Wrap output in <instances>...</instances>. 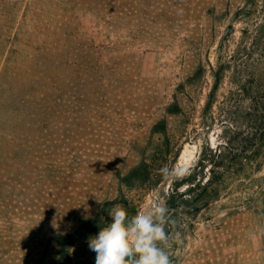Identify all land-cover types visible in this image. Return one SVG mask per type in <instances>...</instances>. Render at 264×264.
<instances>
[{
    "label": "rangeland",
    "instance_id": "rangeland-1",
    "mask_svg": "<svg viewBox=\"0 0 264 264\" xmlns=\"http://www.w3.org/2000/svg\"><path fill=\"white\" fill-rule=\"evenodd\" d=\"M11 71L36 77L42 106L0 136V264H95L82 224L121 192L166 205L225 131L249 130L264 0H0V79ZM142 163L157 174L127 189ZM179 224L172 264H264V165Z\"/></svg>",
    "mask_w": 264,
    "mask_h": 264
},
{
    "label": "trees",
    "instance_id": "trees-1",
    "mask_svg": "<svg viewBox=\"0 0 264 264\" xmlns=\"http://www.w3.org/2000/svg\"><path fill=\"white\" fill-rule=\"evenodd\" d=\"M253 80L255 81L254 76ZM219 78V77H218ZM244 75L236 83V93L238 96H245L246 90ZM258 84H255L254 108L251 109L254 119L250 123L249 130L244 123L245 128L248 130L243 133L242 127L238 126L235 129L225 131L223 142L219 143L215 148L209 149V154H206L199 165L175 179L171 187V192L168 193L166 198V206L169 210V224L167 231L175 233L179 228V220L183 216H193L199 209L208 204L216 201L222 192L226 190L231 181H245L249 180L253 174L261 171L264 165V96L258 93L264 89V85L259 79ZM38 80L31 75L20 74L17 72H9L5 78L0 79V97L1 99L11 98L13 104L4 106L1 102V108L5 107L6 110H14L16 116L12 119H0V136L7 133L6 130L10 128L11 132L21 133L22 123L20 120L15 119L21 111L22 117L29 119H38L40 116V109L42 101L40 94L41 91L37 89ZM217 83L215 88L217 87ZM179 110V109H178ZM17 121V122H16ZM236 124L237 121L235 120ZM229 134V135H228ZM232 134L241 140L239 147L233 145ZM204 155V153H203ZM157 158H154V160ZM148 161V158L145 159ZM210 164L209 177L200 179L199 175L202 173L205 164ZM152 166L142 163L136 170L140 174L133 171L129 180L125 182V186L129 190H143L148 187L152 174H157L152 171ZM156 172V171H155ZM253 182V178L250 180ZM257 183V182H256ZM261 182H258V184ZM184 187V190L181 188ZM114 205H122L125 207L129 215H135L138 212L137 205L125 193L121 192L118 197L109 204V208L104 213H99L95 218L90 219L87 223L82 224L78 228V233L91 234L95 236L107 223L111 222V217L108 211Z\"/></svg>",
    "mask_w": 264,
    "mask_h": 264
},
{
    "label": "clouds",
    "instance_id": "clouds-1",
    "mask_svg": "<svg viewBox=\"0 0 264 264\" xmlns=\"http://www.w3.org/2000/svg\"><path fill=\"white\" fill-rule=\"evenodd\" d=\"M168 212L162 201H154L131 216L122 205H114L108 211L111 222L88 241L96 254L95 264H172Z\"/></svg>",
    "mask_w": 264,
    "mask_h": 264
},
{
    "label": "built area",
    "instance_id": "built-area-1",
    "mask_svg": "<svg viewBox=\"0 0 264 264\" xmlns=\"http://www.w3.org/2000/svg\"><path fill=\"white\" fill-rule=\"evenodd\" d=\"M169 3H183V2H187V1H192V0H163Z\"/></svg>",
    "mask_w": 264,
    "mask_h": 264
}]
</instances>
